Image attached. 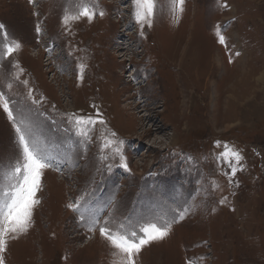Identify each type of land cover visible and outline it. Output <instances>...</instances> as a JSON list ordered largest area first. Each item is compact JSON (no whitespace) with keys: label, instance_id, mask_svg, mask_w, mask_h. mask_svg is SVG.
<instances>
[{"label":"rangeland","instance_id":"rangeland-1","mask_svg":"<svg viewBox=\"0 0 264 264\" xmlns=\"http://www.w3.org/2000/svg\"><path fill=\"white\" fill-rule=\"evenodd\" d=\"M66 9L0 0V49L19 44L0 87L51 164L3 264H127L94 219L123 232L174 218L135 264H264V0H157L151 26L132 0H94L67 26ZM16 140L0 108V169Z\"/></svg>","mask_w":264,"mask_h":264},{"label":"snow or ice","instance_id":"snow-or-ice-1","mask_svg":"<svg viewBox=\"0 0 264 264\" xmlns=\"http://www.w3.org/2000/svg\"><path fill=\"white\" fill-rule=\"evenodd\" d=\"M73 3L77 11L71 13L67 9L65 10L62 17V23L65 26L80 18L91 19L95 16L96 13L92 10L94 0H73ZM132 3L134 4L133 15L136 20L142 25L147 23L151 26V18L154 15L157 0H132ZM170 4L173 6V11H183L184 0H170ZM100 15L102 16L103 12ZM36 30L37 32L40 31L39 26ZM219 39L221 44L225 42L223 36H220ZM18 48L19 44L16 43L0 49V60L12 55ZM5 87L10 90L12 84L6 83ZM14 104L15 102L7 95L3 87H0V108L7 114V118L13 125L18 146L16 159L6 169H0V252L5 250L8 239L16 238L30 227L33 208L39 203L35 195L40 187L43 170L51 166L44 151L33 139L32 125L26 122L22 113L17 112ZM82 121H86L88 124L95 123L91 117L76 118L78 125ZM100 122L103 123L102 120ZM226 154L222 153L221 155ZM121 159L123 160V157ZM229 159H234L238 164L242 157L239 152L233 150ZM124 167L127 168L126 163ZM233 174H235V169ZM68 207L75 211L80 210L79 207L72 204H69ZM81 218H84L83 214ZM183 218V213H180L179 219ZM174 222H176L175 218L163 226L149 222L147 227L114 232L108 222L101 224L98 219H94L89 231H94L98 226L100 235L108 241L110 246L116 249L118 253L126 256L127 264H135L134 257L141 251V248L152 241L164 239L169 234ZM0 264H3L2 258H0Z\"/></svg>","mask_w":264,"mask_h":264},{"label":"bare ground","instance_id":"bare-ground-1","mask_svg":"<svg viewBox=\"0 0 264 264\" xmlns=\"http://www.w3.org/2000/svg\"><path fill=\"white\" fill-rule=\"evenodd\" d=\"M196 29V28H195ZM192 32V31H191ZM192 41V40H191ZM177 55V54H176ZM176 75V74H175ZM180 78H182V77H180ZM182 86V85H181ZM181 94H182V92H181Z\"/></svg>","mask_w":264,"mask_h":264}]
</instances>
